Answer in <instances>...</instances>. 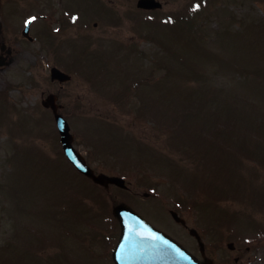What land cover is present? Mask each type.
<instances>
[{
	"label": "rangeland",
	"instance_id": "rangeland-1",
	"mask_svg": "<svg viewBox=\"0 0 264 264\" xmlns=\"http://www.w3.org/2000/svg\"><path fill=\"white\" fill-rule=\"evenodd\" d=\"M158 1L0 0L14 28L0 66V264H109L118 203L199 259L189 228L212 264H264V0ZM51 66L71 78L51 81ZM49 93L93 170L126 188L66 160Z\"/></svg>",
	"mask_w": 264,
	"mask_h": 264
},
{
	"label": "water",
	"instance_id": "water-1",
	"mask_svg": "<svg viewBox=\"0 0 264 264\" xmlns=\"http://www.w3.org/2000/svg\"><path fill=\"white\" fill-rule=\"evenodd\" d=\"M137 6L141 8H154L160 7V3L156 0H138ZM51 78L65 81L69 79V76L53 68L51 70ZM42 104L52 108L64 154L74 166L95 183L103 186L113 183L120 187H125L122 178L107 176L103 173L95 174L86 165L83 157L72 146L73 137L69 133L67 121L57 112L55 96L53 94L48 95L42 101ZM113 211L121 224L120 241L115 250L116 254H114L116 264H139V262L145 260L151 262V264H179L177 260L186 256V251L176 241L154 228L128 206L119 204L114 207ZM172 215L176 220L183 222L182 219L178 218L176 213L172 212ZM191 232L198 238L195 231ZM202 264H209V261L206 260Z\"/></svg>",
	"mask_w": 264,
	"mask_h": 264
},
{
	"label": "flooded vegetation",
	"instance_id": "flooded-vegetation-1",
	"mask_svg": "<svg viewBox=\"0 0 264 264\" xmlns=\"http://www.w3.org/2000/svg\"><path fill=\"white\" fill-rule=\"evenodd\" d=\"M7 11L8 10L6 9L4 12L1 8V5H0V63H4V64L8 63L12 59L11 56L9 55L10 50H8V47H9L8 39H11L10 38L11 30H14V28L12 29V26L10 24L8 25V30L5 28V25H4V22L2 19V15L6 14V19L8 20L9 19V15H8L9 13ZM12 24H14V23H12ZM20 35H21V38L23 37V38L30 40V37L27 34L23 33L22 28L20 29ZM184 226H185V224H184ZM107 254H108V256H107ZM107 254H106V257L104 259H107L109 261V264H115L113 259H112V253L109 252Z\"/></svg>",
	"mask_w": 264,
	"mask_h": 264
},
{
	"label": "snow or ice",
	"instance_id": "snow-or-ice-1",
	"mask_svg": "<svg viewBox=\"0 0 264 264\" xmlns=\"http://www.w3.org/2000/svg\"><path fill=\"white\" fill-rule=\"evenodd\" d=\"M34 19V18H33ZM27 23V22H26ZM153 239H155V237H153Z\"/></svg>",
	"mask_w": 264,
	"mask_h": 264
}]
</instances>
